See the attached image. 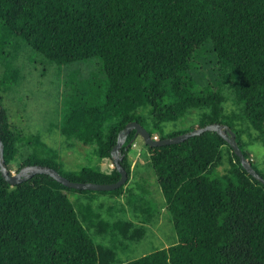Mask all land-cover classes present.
<instances>
[{"label": "trees", "instance_id": "obj_1", "mask_svg": "<svg viewBox=\"0 0 264 264\" xmlns=\"http://www.w3.org/2000/svg\"><path fill=\"white\" fill-rule=\"evenodd\" d=\"M2 32L57 64L100 59L103 87L83 86L66 97L60 131L74 148L91 145L97 159H112L119 131L134 120L160 139L221 123L264 178L244 140L248 131L264 145V0H0ZM207 44L215 66L205 71L197 58ZM225 91L238 109H226ZM194 116L192 126L177 128ZM134 137L132 130L122 146L128 180L114 190H78L44 173L12 185L0 171V264H264V183L212 130L178 143L145 144L178 240L117 263L66 191L126 193ZM0 139L10 171L17 161V171L40 164L78 182L120 178L116 167L64 172L54 149L22 153L1 101ZM132 235L142 233L137 228Z\"/></svg>", "mask_w": 264, "mask_h": 264}, {"label": "rangeland", "instance_id": "obj_2", "mask_svg": "<svg viewBox=\"0 0 264 264\" xmlns=\"http://www.w3.org/2000/svg\"><path fill=\"white\" fill-rule=\"evenodd\" d=\"M197 63L205 71L215 66L210 44L200 51ZM103 76L97 57L69 65L57 64L33 50L22 37L0 33V101L15 130L19 131L23 141L21 152L29 154L54 149L62 158L64 172L78 171L83 166L102 170V162L97 163L92 153L93 147L74 148V140L62 134L60 125L70 91L83 86L101 88ZM197 86L205 88L202 83ZM224 93L226 109H238L231 92ZM195 122L196 116L180 120L177 128L192 126ZM170 125L167 124L166 129ZM245 135L254 164L264 174V145L253 140L250 132L246 131ZM134 143L138 145L129 150L132 160L138 157L139 151H144L132 169L123 199L111 193L66 191L91 236L116 252L117 263L167 248L178 240L155 174L145 160V144L140 137ZM13 167L12 173H16L17 161L13 162ZM127 221L133 227H126ZM137 228L142 235H132Z\"/></svg>", "mask_w": 264, "mask_h": 264}, {"label": "water", "instance_id": "obj_3", "mask_svg": "<svg viewBox=\"0 0 264 264\" xmlns=\"http://www.w3.org/2000/svg\"><path fill=\"white\" fill-rule=\"evenodd\" d=\"M132 130H135V137L132 139L131 144L136 140L137 137H140L143 140V143L148 146H162L167 144L178 143L189 138L190 136L199 135L207 130L216 131L231 146L233 152L239 157L240 163L243 166V168L254 178L259 180L261 183H264V178L253 168L251 162L249 161V159L245 157L243 151L239 147L236 141V134L227 125L221 123L208 124L206 126L198 127L188 132L181 133L168 138L154 139L153 136L150 134V132L139 122L135 120L128 122L125 125V127L119 131L117 136V141L111 150V157L113 163L120 173V178L112 183L72 181L67 177L63 176L56 169L40 164L26 165L16 173H12V171H10L7 168L4 161V155H3L4 144L1 139H0V171L4 179L12 185L16 183H21L36 174L44 173L50 175L53 179H55L58 182H61L63 185L78 190H84V189L93 190V191L114 190L125 184L126 181L128 180V173L121 164V161L124 157L122 153V146L126 142V139Z\"/></svg>", "mask_w": 264, "mask_h": 264}, {"label": "crops", "instance_id": "obj_4", "mask_svg": "<svg viewBox=\"0 0 264 264\" xmlns=\"http://www.w3.org/2000/svg\"><path fill=\"white\" fill-rule=\"evenodd\" d=\"M137 145L138 144H132V146L131 147H137ZM143 150V149H142ZM142 150L141 151H139L138 152V157H135V158H133V160L131 159V156H130V154H129V151H128V156H129V159H130V161H131V166H132V169H133V167L139 162V160H140V157L142 156ZM146 160V159H145ZM97 161V163L98 162H102V170L103 171H107V172H110V171H112L113 170V168L115 167V165H114V163H113V160L112 159H110V158H102V159H97L96 160ZM98 167V166H97ZM132 175V174H131ZM130 178H132V177H130ZM130 181V180H129ZM127 186V185H126ZM126 189H127V187H125ZM125 189V190H126ZM124 195H125V193H123L121 196H117V197H119L120 199H123V197H124Z\"/></svg>", "mask_w": 264, "mask_h": 264}, {"label": "built area", "instance_id": "obj_5", "mask_svg": "<svg viewBox=\"0 0 264 264\" xmlns=\"http://www.w3.org/2000/svg\"><path fill=\"white\" fill-rule=\"evenodd\" d=\"M153 138H154V139H159V138L157 137V135H154Z\"/></svg>", "mask_w": 264, "mask_h": 264}, {"label": "clouds", "instance_id": "obj_6", "mask_svg": "<svg viewBox=\"0 0 264 264\" xmlns=\"http://www.w3.org/2000/svg\"><path fill=\"white\" fill-rule=\"evenodd\" d=\"M132 144H135L134 142Z\"/></svg>", "mask_w": 264, "mask_h": 264}]
</instances>
